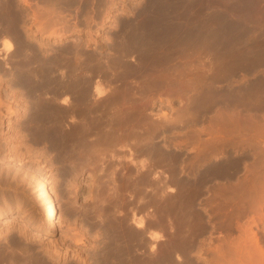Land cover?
Returning <instances> with one entry per match:
<instances>
[{
    "label": "bare ground",
    "instance_id": "obj_1",
    "mask_svg": "<svg viewBox=\"0 0 264 264\" xmlns=\"http://www.w3.org/2000/svg\"><path fill=\"white\" fill-rule=\"evenodd\" d=\"M76 1L78 0H69V3L74 4ZM81 1L83 0H79V2ZM94 1L84 0L83 2L87 5L90 2L94 3ZM108 1L110 3V0H105V3H108ZM59 2L60 0H45L43 3H37V8L35 7L34 17L39 21L35 30L42 33L44 37L55 35V33L58 34L60 39L63 37L61 32L65 31L64 25H58L59 22L58 20L56 21L55 14L63 13L66 7L65 9H63L64 7L59 8ZM151 2L157 6L156 9H159L160 12L156 11L158 15L156 14L149 18L146 15L147 19H142L143 21H138V18L134 21H129L127 20L129 18H127L125 24H123L126 26L127 31L124 36L121 35V37L123 36L121 39L117 38L120 41L115 40L116 52L113 54L112 51L113 55L111 54L112 56L110 57L108 52L104 53L102 51H93L86 56L82 50L84 49L83 45L77 40H73L74 42L65 44L61 48H56L54 49L55 51L46 49L48 47L44 45L43 40L39 42L36 40L37 43L34 41L36 45H32L28 36L29 32H27V28L30 27L26 26L28 25L26 17H29L30 14L19 6L17 2L15 4V0H0V77L7 84L4 90L0 86V96L2 91H4L5 94H20L23 98L28 94L30 96L29 99L31 98V101L29 100V113L22 125L26 135L18 134L20 129L18 130L12 125H10L11 128H7V131L6 129L4 130L2 128V120H0V159L20 160L30 153L35 157L39 155V150L36 148H31L28 145L23 148L26 143L24 144L22 141L25 140L23 138L26 136L34 141L35 144H41L42 151H45V149L54 151L56 160L61 163L64 179L66 178L65 180H67L65 183L75 189L72 188L75 191H73V195L71 192L73 197V202L72 200L71 202L73 204L74 202L76 203L75 200L78 196L76 187L79 185V181L75 185L76 183L74 184V182L77 180H74L80 177L83 174L82 172L87 168H93L95 164H101L102 168L100 170L102 169L103 171L104 164L102 163L106 157V151L112 149V154V151L116 150L114 148L117 147L118 149L124 148L122 150L129 149L130 157L126 155L127 158H125L131 162L132 168L129 172L127 171L128 173L126 172L127 168L124 169L125 171H121V176L118 175L120 180L116 181L112 178V183L116 181L115 183L117 184L120 181L117 184V188L113 187V190L116 188V191L113 192L122 194L125 191H127V194L132 192L135 196L138 194L141 201L144 196L146 199L148 194V200L146 199L145 203L147 202L149 211L144 208L147 212L141 209L145 213H137L136 208L131 206V202L135 199L134 195V199L129 200L130 204L128 206L125 205L127 203H123L128 208H132L129 209L131 211H124L125 213L131 212V216L124 213V216H119L122 214L117 216L116 213L113 215L114 219L109 220L107 218L109 221L104 220V217H109L111 213L109 215V212L105 211V213L104 210L108 209L109 206L112 207L111 203H109L111 200H106L107 203L105 204L104 199V202L102 199H96V203L94 205L91 204V209L81 205V207L85 208V213L91 210L92 216L94 215L95 217L94 221L96 224L94 225L99 227V231L100 227L103 226V232L106 231L104 232L105 234L108 232V240L104 243L106 245L104 248L101 246L103 250L96 249L97 253L95 252V254L97 257L94 264H210L211 261L213 264H264V244L262 245L260 240L263 238H259L258 231L256 232L253 230L254 228L252 229V225L257 222L255 214L260 215L257 216L261 217L260 221H264V172L262 170L264 168V140L262 138H252L251 142H249L251 143L249 146H251L252 150H255H253L252 154V163L246 164L241 155L228 153L230 151L228 148L235 141L233 140L234 137L237 140L234 143L235 147L238 148L241 145L242 150L244 149L246 142L250 141L246 135L248 130L259 129L260 122L264 116V0H151ZM215 3L218 4L217 8ZM106 7H108V13H111V10L114 9L113 4H109ZM193 7H195V10L193 9L192 11ZM200 12H205L206 14H200ZM203 14L204 16H202ZM140 15H142L141 12ZM30 39L33 40L32 38ZM111 46L113 47V45ZM130 53H133L131 57L129 56V61L131 62L124 58L126 54L128 56ZM135 53L136 55H134ZM137 55L139 59L136 58ZM261 66L263 69L259 72ZM111 69H117L116 73H111V75L115 74V78H112L113 80H118L119 83H117L120 84V87L114 88V83L112 85L114 89L108 87V85L106 86L104 82H108L107 78H104V80L106 79L105 81L100 79L96 81L95 79L96 82L93 84L94 76L92 79L91 75H94L95 72L98 74L103 71V76L106 77L105 74L111 72ZM250 72L252 76H249ZM238 74L241 75L239 80H237ZM156 91L158 93L162 91L173 92L180 97L184 96L187 98L182 97V99H185L183 101L184 104L187 101L189 103L185 107L186 109L183 107L185 109L183 113L180 112L182 109H178L180 110V113L177 112L178 118L182 114H189L195 122L202 121L203 117L208 121L207 128L203 124V127L198 128V122H193L195 123L194 127L189 125L192 129L187 128L188 131L193 130V132H185L187 135L188 133L191 134L189 136L194 141V145L200 150H195L196 155L190 161H186L179 150L177 152L172 151V149L171 151L168 150V152L165 151L172 143L168 147L163 143L165 150L159 145L161 143H157L158 139L156 137L159 136V131L163 128L165 129L175 118L171 119L163 111L162 115H160L162 116L160 119L162 123H159V117L158 120L154 117L159 124L150 121L151 117L147 119L145 113L146 109H148L147 102L153 97L151 92ZM156 93L155 95H157ZM148 95L151 97L149 98ZM10 96H5V98ZM144 98L148 99V101H144ZM170 98L172 99V95ZM4 101L6 102V100ZM4 101L0 100V108ZM9 103L7 102L8 108L11 109L12 106ZM189 116L187 115V118ZM182 119L185 121L186 117L184 116ZM151 120H154L153 117ZM189 120L186 122L189 123ZM179 121L180 123L183 122L181 120L177 122ZM184 124L186 123L184 122ZM169 126L170 128L172 127L171 125ZM181 127L184 126L180 125L178 129H182ZM206 129H208V132L211 131V136L207 139L204 138L205 140L200 139L199 135L203 131H207ZM164 133L166 134V132ZM181 133L183 135L184 131H181ZM203 134L202 136L206 132ZM187 135L184 137H187ZM186 140L189 139L186 138ZM171 141L173 140L171 139ZM11 142H14V144L10 146ZM131 142L143 150L141 153H145L146 158H141L139 161L134 159L133 155L137 152L133 151L131 146L129 147V144L132 145ZM178 142L179 145L181 141ZM191 144L189 146L194 147ZM196 144H199V146ZM185 146L187 147L186 144ZM185 148L182 149L184 150ZM133 149L138 148L135 147ZM35 151L38 154H35ZM49 159L47 161L48 164ZM24 161L25 163L19 162L20 164L18 163L17 166L10 167L16 166L15 170L17 169L21 173L25 172V179L21 178L24 180L28 179L29 183L36 188L35 191L40 200L39 204L44 211L45 228H37L31 222L22 219L21 223L24 229L29 230V233L31 232L37 239L54 234L59 226L58 223L61 225V218L57 217L58 207L60 206L57 204L58 200L56 201L53 197L54 191L50 181L46 179L47 175L38 177L35 171L33 173L30 170H25L26 160ZM157 164L170 166V173L161 174L164 177L163 179H159L158 176H161L160 173L164 169L162 171L161 168L159 170L158 168L156 169ZM133 165L137 167L136 171L133 169L135 168ZM6 166L8 167V165ZM248 166H252L253 170L255 167L257 169V171L254 170L256 173L258 171L262 172L257 173L258 175L254 178L255 174L251 176L250 173H246L249 171L248 168H251ZM241 167H244L243 173H240ZM140 168L144 169L143 173L139 170ZM15 170L14 172L17 173ZM100 170L96 169L94 174L92 173L97 178V182L103 176ZM7 171L8 169H6ZM137 171H141L140 176H138L139 173ZM159 171L161 172L159 173ZM115 172L113 169V172H111L113 176L117 174ZM4 174L8 173L4 172ZM242 174L243 176L240 178L239 175ZM4 176L0 178L1 183L3 180L8 182V179ZM118 176L116 179H118ZM249 176L253 178L250 179ZM102 180L101 184L103 185L105 180H103V183ZM20 181L22 180L20 179ZM18 185L20 186L21 184ZM217 189H219L218 192L216 191ZM166 190L168 194L170 192L168 197L167 193H165ZM240 190L241 195L244 196L242 197L243 201L240 199ZM119 193L117 195L120 196ZM237 194H239L240 202L237 201L238 199L235 201ZM114 195L116 194L114 193ZM117 195L115 197H118ZM125 196L123 199H125ZM128 196L130 197V195L126 197ZM1 197L4 196L2 195ZM137 197L136 199H138ZM128 199L126 198V201ZM97 200H100V202ZM101 201L103 203L99 204ZM139 202H137L138 205H144ZM72 204H65V206H69L74 211L72 208H76V205L71 207L70 205ZM119 204L115 205L119 206ZM124 205L122 206L124 207ZM154 205L159 212L158 216H156V211V213L152 211L154 214L149 213L154 209ZM115 207H113L114 210H117ZM78 209L80 213L82 211L80 206ZM116 210L112 211V214L117 212ZM65 211L69 212L70 209L68 210L67 207ZM103 212L105 215L108 214V216L103 217ZM119 212L121 213V211ZM246 212H251V216L249 214L250 217H248L251 222L248 220L247 224L246 222L243 224L241 221L242 223L240 222V224L238 219ZM74 213L77 214L75 211ZM247 213L246 215H248ZM1 215L3 216L4 214H0V217ZM87 216L88 214L85 217ZM148 216H150L151 221ZM215 217L222 222L220 226L224 225L223 223H228L231 229L235 221L237 223L235 225L237 226L236 229L240 228L242 230L241 234H238L235 238L233 236L228 237L229 232L228 234H221L218 236L221 239L217 237L221 241L216 242L217 245L216 243L214 245L213 231L218 226L215 225L217 224L216 220L214 221L213 219ZM88 218L90 217L88 216ZM244 218L246 221L247 217ZM10 222L7 224L8 229H10ZM261 227L264 228L263 225ZM20 229L18 230L19 232ZM231 229L230 231H232ZM16 230L17 228L14 234ZM163 230H166L168 235L165 232L163 233ZM83 231L80 235H77V232V234L75 233L78 236H76L77 242L83 241ZM97 235L100 234L95 236ZM146 237L150 241H163L164 244L162 245L164 246H161L162 249L159 251L155 242L152 245L150 244L152 241L150 243L149 240L146 242ZM7 238L4 237L3 240H5L3 242L0 241V264H13L15 262L17 264H55L56 259L54 260V257L44 260V256L43 259L41 258L42 254L40 255L41 257L38 254L30 256V254L36 253H33V250H31L33 251L32 253L26 254L30 257L28 256L27 259L26 256V260H24L25 248L28 244L25 241L22 242L19 237L18 240L15 239L13 242L7 240ZM147 243L150 244L149 247L151 248L149 250L151 254L146 255L147 251L145 250V255H143V245H147ZM32 244L35 243L32 242ZM140 245L143 249L139 251ZM16 246L19 248H16ZM47 247L45 250H47ZM30 248L32 249V247ZM205 249L212 252L210 253L209 251L212 257L206 251V255L210 256V261L205 259L202 261L206 262H202L200 257L204 258L205 254L202 255V253H205ZM57 250L59 251L58 248ZM139 254H141L140 257L138 256ZM48 255L50 256L49 253ZM90 255L94 256V253ZM192 256H197L196 258L200 260L197 259L193 262ZM88 260L79 258L77 263H74V260L73 263L90 264Z\"/></svg>",
    "mask_w": 264,
    "mask_h": 264
},
{
    "label": "rangeland",
    "instance_id": "obj_2",
    "mask_svg": "<svg viewBox=\"0 0 264 264\" xmlns=\"http://www.w3.org/2000/svg\"><path fill=\"white\" fill-rule=\"evenodd\" d=\"M27 1V2H26ZM67 0H60V2L58 3V6H59V8H63V9H65V7H66V9L65 10H63L64 12L62 13H59V14H55V18H56V21L58 20V22H59V24L58 25H64L63 27L65 28V31L64 32H61V34H62V38L60 39L59 38V36H58V34H56L55 33V35H52V36H46V37H44L43 36V34L42 33H40V32H37V30H35V29H37V24H38V19H33V22H31V18H28L27 20H26V23L28 24V25H26L27 27H30V28H27L28 30H27V32H29L28 33V36H29V40H30V42H31V44L33 45L34 44V46L36 45V43L37 42H39V41H41V40H43V42L45 43L44 45H46V47H48V48H46V49H48V50H54V49H56V48H61L62 46H64L65 44L67 45V44H70V43H72V42H74L73 40H77V41H80L81 42V44L83 45V47H84V49H82L85 53V55L86 56H88V54H90L91 52H96V51H102V52H108L109 54H110V57L116 52L115 50V45H116V41L117 40H119V39H121L124 35H125V33H126V26L125 25H123V24H125V21H126V19L127 18H129V19H127V20H131V21H134V20H136V18H138L137 20L138 21H143V20H145V19H147L146 17H151V16H154V15H156L157 13H156V11H159V9L157 10L156 9V5L154 4V3H152L151 2V0H110V3H109V1H108V3H105V0H95V1H97V2H95L94 1V3L93 2H90V3H88L87 5H85V2H83V1H81V2H79V0L78 1H76L74 4L73 3H69V0L66 2ZM18 3V5L19 6H21L24 10H26V11H28L29 12V17H33V15H31V9H33V11L37 8L36 6H37V3L38 4H40V2H37V3H32V2H34V0H15V4H17ZM64 2H66V3H64ZM205 2V1H204ZM27 3V4H26ZM82 5H81V4ZM83 3H84V5H83ZM151 3V5L149 6V4ZM72 4V5H71ZM81 6H80V5ZM109 4H113L114 5V9H112L111 10V13H108V7H106V6H109ZM217 3H215V5H216ZM60 5H63V6H60ZM65 5V6H64ZM69 5V7H67ZM154 5H155V7H154ZM36 7V8H35ZM154 7V8H153ZM215 7V6H214ZM218 7V4L216 5V8ZM72 8V9H71ZM150 8V9H149ZM140 9H142V10H140ZM154 9H156L155 11H154ZM193 9L195 10V7H193L192 8V11H193ZM148 10V11H147ZM143 11V12H142ZM203 11V10H202ZM35 12V11H34ZM135 12V13H134ZM140 12H141V14L142 15H140ZM155 12V13H154ZM160 12V11H159ZM108 13V14H107ZM202 13H204V14H206L205 12H200V14H202ZM110 14V15H109ZM150 16H149V15ZM204 14L202 15V16H204ZM147 15V16H146ZM158 15V14H157ZM137 16V17H136ZM138 16H140V17H138ZM146 16V17H145ZM58 18V19H57ZM39 19H40V17H39ZM143 19V20H142ZM57 23V22H56ZM66 26V27H65ZM78 28H79V30H78ZM125 30V31H124ZM121 35H123L122 37H121ZM119 37V39H117ZM30 38H32L33 40H31ZM36 40H37V42H36ZM116 40V41H115ZM36 43H35V42ZM120 41V40H119ZM32 42H34V43H32ZM115 42V44H113ZM112 43V44H111ZM48 44V45H47ZM49 45H50V48H49ZM111 45H113V47L111 46ZM110 47V48H109ZM112 47V48H111ZM111 49H114V50H111ZM55 51V50H54ZM112 51H113V54H112ZM87 53V54H86ZM112 54V55H111ZM127 54H129V53H127ZM127 54H126V56H124V58L127 60V61H129V58L133 55V53H130V55H128L127 56ZM134 55H136V53L134 54ZM109 56V55H108ZM130 56V57H129ZM138 56V55H137ZM136 56V58L137 59H139V56L137 57ZM128 57V58H127ZM126 61V62H127ZM129 62H131V61H129ZM128 62V63H129ZM264 67V66H263ZM263 67L261 66V68H259V69H261V70H259V72L260 71H262V69H263ZM117 70V69H116ZM116 70H113V69H111V72H109L108 74H106L105 76L106 77H108V78H110V75H111V73H116ZM97 72H95V74H96ZM91 75L92 77V79H93V76L94 77H99V73L98 74H96V75H98V76H96V75ZM250 75L249 76H252V74H251V72L249 73ZM113 78H115V74L113 75H111ZM240 77H241V75L240 74H238V76H237V80H239L240 79ZM113 78H112V81H110L111 79H109L108 80V82H104L105 84H106V86L108 85V87H112V85H113V83H114V88H117V86L118 87H120V84H118L119 82H118V80L117 79H115V80H113ZM2 82V83H1ZM110 82V83H109ZM118 82V83H117ZM108 83V84H107ZM224 83V82H223ZM6 83L4 82V81H2L1 80V77H0V86H1V88L3 87V90H4V88L6 87ZM109 85H111V86H109ZM116 86V87H115ZM112 87V89H114ZM157 92V91H156ZM156 92H151L152 93V95L151 94H149V95H151V96H155V93ZM154 94V95H153ZM156 94H158V92L156 93ZM3 95V96H2ZM2 95L0 96V100H2V101H4V100H6V102L4 101L3 102V104L1 105V112H0V116H1V118H0V120H2V128L5 130L6 129V131H7V128H11L10 127V125H12L13 127H15V128H17L18 130H19V132H18V134L20 133H22L23 134V136H24V134L26 133V131L22 128V125H23V123L25 122V120H26V118H27V116H28V111H29V109H30V106H29V104H30V101H31V98L29 99V95L27 96L26 95V97H21L20 96V94H5V92L4 91H2ZM11 95V96H10ZM13 95H14V97H13ZM149 95H148V97H149ZM174 96L176 95L178 98H173V103H172V101H162V100H157V99H155V98H153V97H147L148 99H149V101H148V99H146V98H144L145 100L144 101H148L147 102V106H148V109H146V111H145V113H146V116H147V119H149L150 117V121H152V122H156V120H158V117H159V123L161 122L162 123V121H160V119H161V117L162 116H160V115H162V113H163V111L164 112H166L167 113V116H169V117H171V119L173 118H175V120L179 117V116H177L178 115V113H180V112H182L183 113V111H185V107L188 105V101H187V103H183V101H185V99L184 98H186V97H184V96H179L178 94H173ZM5 96H10L9 98L8 97H6L5 98ZM20 96V97H19ZM180 97V98H179ZM182 97H184L183 99H182ZM17 100H15V99ZM18 98V99H17ZM180 99H182V100H180ZM187 99V98H186ZM8 100V101H7ZM30 100V101H29ZM143 100V99H142ZM153 100V101H152ZM164 100V99H163ZM178 100V101H177ZM7 102H10L11 103V106H12V108L11 109H9L8 108V104H7ZM20 102V103H19ZM143 102V101H142ZM150 102V104H148ZM151 102H153L152 104H151ZM155 102V103H154ZM167 102V103H166ZM6 103V104H5ZM9 103V104H10ZM177 103H182V105H178L177 106ZM14 105V106H13ZM14 107V108H13ZM180 107H182V108H180ZM183 107L185 108V109H183ZM14 109V110H13ZM16 109H17V111H16ZM178 109H182L181 111L180 110H178ZM19 110V111H18ZM180 111V112H179ZM178 112V113H177ZM157 113V114H156ZM181 113V114H182ZM150 114V115H149ZM180 114V115H181ZM186 117V120L184 121L182 118L184 117V116ZM187 115L189 116V114H182V116H180V118H178L177 119V121L178 120H181V122L182 123H180V121L179 122H177L176 121V123H175V120L173 121V122H171V124L169 123L170 122V120H169V124L167 125V129L165 130L164 128L163 129H161L160 131H162V132H160L159 131V133H158V135L160 136V138H159V136L158 137H156V139H158V141H157V143H161V144H159L160 146H161V148L163 149V150H165L166 148H163L164 147V144H165V146L167 145V147L168 146H170V144H171V146L170 147H168L165 151H167L168 152V150L169 151H171V149H172V151H178L179 150V152L180 151H185V150H187V148H188V150H190V151H193V152H191V155H196V151H198L199 149H198V147L197 146H195L194 145V141L192 140V138L189 136V138H188V136L187 137H184V136H186V133L184 134L183 133V135H182V133H181V130H183V129H185V128H190V129H192L191 127H194V124L195 123H197V122H195V121H193V118L192 117H188L187 118ZM177 116V117H176ZM152 117H153V119L155 120V118H156V120L154 121V120H151L152 119ZM155 117V118H154ZM185 119V118H184ZM190 119V120H189ZM187 120H189V123L188 122H186ZM184 122L186 123V124H184ZM191 122V123H190ZM193 122H195V123H193ZM156 123H158V121L156 122ZM158 123V124H159ZM173 123H175L174 125H173ZM188 123V124H187ZM193 123V124H192ZM14 124V125H13ZM177 124V125H176ZM169 125H171L172 127L170 128V126ZM180 125H182V126H184V127H181L182 129H178V128H180ZM187 125V126H186ZM191 127H190V126ZM193 125V126H192ZM9 126V127H8ZM178 126V127H177ZM19 127V128H18ZM23 130H22V129ZM169 128H170V130H169ZM207 128V127H206ZM168 130V131H167ZM177 130V132H175L174 133V131H176ZM207 130V133L205 134L206 136H211L210 134H211V131H209L208 132V129H206ZM22 131V132H21ZM192 132H193V130H191ZM24 132V133H23ZM164 132H166V134L168 133H170L169 135L167 134V136H166V134L164 133ZM189 132V131H188ZM162 133V134H161ZM164 133V134H163ZM172 133V134H171ZM173 133H174V135H173ZM181 133V134H180ZM191 133V132H190ZM21 134V135H22ZM26 135V134H25ZM180 135H182V136H180ZM11 136H15V135H11ZM174 136V137H173ZM165 138V140H164V138ZM173 137V138H172ZM181 138H183L182 140H181ZM185 138V139H184ZM186 138L187 139H189V140H186ZM190 138H191V140L192 141H190ZM23 139H25L24 141H22L24 144L26 143V145H23V148H26L25 146H30L31 148L33 147V148H36L37 150H39V155H37L36 157L35 156H32L31 155V153L28 155V156H26V157H24V158H22V159H20V160H9V159H4V160H2V159H0V163L2 164H0L1 166H4V167H1L0 169H2V168H4V169H2L1 171H2V173H1V171H0V178L2 177V176H6V179H8L7 181L8 182H6L5 180H3L2 181V183H1V181H0V214H4L3 216L1 215V217H0V241L1 242H3L4 240H3V238L4 237H8L7 238V240H9V241H11V242H13L15 239L16 240H18V237L20 238V239H22V242H26L27 244H28V246L27 247H32V249L30 248V250L28 251V249H27V247L25 248V256H24V260H26L25 258H26V256H27V259H28V256L29 255H26V254H30V253H32L33 251V253H35V254H30V256L31 255H36V254H38L42 259H43V256L45 257L44 258V260H48V258H53L54 260L56 259V262H55V264L57 263V264H71V263H73L74 261V263H77V261H78V259L79 258H81V260H84V258H85V260H88V258H89V260H88V262L90 263V264H94V263H96V261H95V259H96V254H95V252L97 253V251H96V249H100L101 251L103 250V249H101V246H102V248H104L105 247V245L106 244H104V243H106L107 241L106 240H108V232L105 234L104 232H106V231H104L103 232V230H104V228H103V226H101L100 227V231H99V227L96 225H94V224H96L95 223V217H94V215L92 216V213H91V210L89 211V212H87V213H85L84 212V207H86L87 209L88 208H92V205H94L95 203H96V199H104L105 200V202H104V200H103V202L106 204L107 203V201H109V200H111V201H109V203H111V205H112V207H110L109 206V208L106 210H104V212L106 211H108L109 212V215H110V213H111V215L109 216V217H104V216H108V214L107 215H105L104 214V212H103V217H104V220H107V218L110 220V219H114V214H116L117 216H118V214H122V215H119V216H124L123 215V213L124 214H129L130 216H131V212L130 213H128V212H124V211H131V210H129V209H132V208H128L127 206H128V204H130L129 203V200H133L134 199V196H135V194H132V192H130V194H127V191H125L124 192V194L127 196V195H130V197L132 198H130L129 196L128 197H126L124 194H122V193H119L120 194V196H121V198H120V196L119 195H117L118 193H116V192H113V191H116L115 189L118 187V183H120V181H118L117 182V184L115 183L117 180H120V177L119 176H121V174H122V172L121 171H123L125 168H127L126 169V172L128 171H130L131 170V168H132V165H131V162H129V160H127L126 158L129 156L130 157V152H129V149L127 148H125L126 150H122V149H124V148H120V149H118V147L117 148H114V149H116L115 151H112V154H113V157H112V154H111V150L109 151H106L107 153H105V158H104V162L102 163V164H104L103 166V168H104V170L102 171V169L100 170V168H102V166H100L101 164H95V165H97V166H95L94 165V167L92 168V167H90V168H87L84 172H82L83 174L80 176V177H77V179H75L74 181H76V182H74V184L75 185H77L78 183H79V185H77V187H76V192L78 193V196H77V198H76V203L74 204H72V202H73V197H72V195L74 194V187H69L65 182H67V180H65L64 179V175H63V173H62V166H61V163H59L57 160H56V158H55V152L54 151H52V150H49V149H45V151H42V148H37L36 146L38 145L37 143L35 144L34 143V141H32L31 139H29L28 138V136H26V137H24ZM22 139V140H23ZM170 139V140H169ZM171 139L173 140V141H171ZM174 139H176V141H174ZM239 139V138H238ZM188 141L187 143H186V141ZM161 141H163V142H161ZM178 141H181L180 142V144L178 145ZM208 141H209V139H208ZM167 142H169V143H166ZM177 143V144H175V143ZM183 142H185V143H183ZM164 143V144H163ZM182 143H183V145H184V147H183V145H182ZM194 145V147L193 146H185V144H188V145ZM14 144V142H11L10 143V146L11 145H13ZM131 144L132 145H130L129 144V147L131 146V149L133 150V151H136L137 153H135L134 155H133V157H134V159L135 160H141V158L143 159V158H146V156H145V153H141V151H143L140 147H138V146H135V144L133 145V143L131 142ZM163 145V146H162ZM177 147H179V148H177ZM132 146H133V148H138V149H133L132 148ZM174 146H175V148H174ZM241 146V145H240ZM236 147V149H237V152H239V151H242V146L241 147ZM186 147V148H185ZM141 150H140V149ZM182 148H185L184 150L182 149ZM193 148H195V149H193ZM198 149V150H197ZM44 150V149H43ZM131 150V151H132ZM138 150H140V151H138ZM196 150V151H195ZM254 150V149H253ZM119 151V152H118ZM200 151V150H199ZM255 151V150H254ZM6 152V151H5ZM41 152V153H40ZM127 152V153H126ZM139 152H140V154H139ZM38 154V152L37 151H35V154ZM119 153H121L120 155H119ZM125 153V154H124ZM34 154V155H35ZM42 154V155H41ZM110 154V155H109ZM117 154V155H116ZM129 154V155H128ZM41 155V156H40ZM123 155V156H122ZM126 155H127V157H126ZM32 156V157H31ZM117 156V157H116ZM136 156V157H135ZM145 156V157H144ZM35 157V158H34ZM38 157V158H37ZM41 157V158H40ZM50 159H49V158ZM122 157V158H121ZM126 157V158H125ZM26 158V159H25ZM116 158V159H115ZM120 158V159H119ZM41 159V160H40ZM45 159V160H44ZM48 159L50 160L49 161V164H48ZM55 159V160H54ZM113 159V161H111ZM117 159H118V161H117ZM24 160H26V165H24V168H25V170H30L31 172H33V173H35V174H37V176L38 177H41V176H43V177H45L46 175V179L48 180V181H50V184H51V187H52V190L54 191V195H53V197L56 199V201H57V204H58V206H60V207H58V211H57V217H60L61 218V225H60V223H58L59 224V226H58V228H57V230L54 232V234H51V235H46V236H44V237H40V238H37V239H35V237L32 235V233L30 232L29 233V230H25L24 229V227H23V224L21 223L22 222V220H26V221H29V222H31L32 223V225L33 226H35V227H37V228H45V221H44V211H43V209L41 208L42 206L39 204L40 202V200H39V198H38V195H37V192L35 191V186L33 185L32 186V184H30L29 183V180L27 179V180H24L25 178H24V174H25V172L23 173H21V172H18L17 171V169L15 170V167L18 165V163L20 162V163H25V161ZM28 160V161H27ZM38 160H40V161H38ZM43 160V161H42ZM106 160V161H105ZM124 160V161H123ZM30 161H33V162H30ZM45 161H46V163H45ZM29 162V163H28ZM51 162H52V164H51ZM119 162V163H118ZM19 163V164H20ZM43 163V164H42ZM44 163H45V165H44ZM150 163V162H149ZM149 163H148V165H149ZM48 164V165H47ZM119 164V165H118ZM124 164V165H123ZM125 164H126V166H125ZM6 165H8V167L6 166ZM14 165H16L15 167H10V166H14ZM41 165H44V166H41ZM112 165V166H111ZM114 166V167H113ZM120 166V167H119ZM121 166H122V168H121ZM124 166V167H123ZM129 166V167H128ZM134 167H135V165H133ZM157 167H156V169L158 168V170L161 168V171L164 169V171L162 172V173H160L161 171H159V173H160V175L161 174H163V173H170V166L169 165H165V164H163V165H159V164H157L156 165ZM167 166V167H166ZM6 167V168H5ZM118 169H117V168ZM248 167H251L252 168V170H250L251 168H248L249 169V171H247L246 173H250L251 174V176H253L254 174H255V176H253L254 178L258 175L257 173H261V172H255V171H257V169H255V167H254V170H253V167L252 166H248ZM14 168V169H13ZM47 168V169H46ZM61 168V169H60ZM94 168H96L97 170H100L102 173H103V176L101 177L103 180H105L104 181V183H103V180L102 179H98V182H97V178H95L94 176H93V174H94V172H95V170L96 169H94ZM116 168V169H115ZM166 168V169H165ZM6 169H8V171L6 172ZM13 169V171H11ZM113 169H114V171H116L115 172V174L116 175H112V173L111 172H113ZM134 170L135 169H137V167H135V168H133ZM14 170L17 172V173H15L14 172ZM40 170V171H39ZM139 170H141L142 171V173H143V170L140 168ZM262 170H263V172H264V168H262ZM10 171V172H9ZM35 171V172H34ZM106 171V172H105ZM125 171V170H124ZM136 171V170H135ZM141 171H137L139 174H138V176H140V172ZM169 171V172H168ZM243 168L240 170V173L242 172L243 173ZM253 171V172H252ZM4 172L5 173H8V174H4ZM11 172H13L12 174H11ZM125 172V173H126ZM127 172V173H128ZM21 173V174H20ZM93 173V174H92ZM100 173V172H99ZM101 173V174H102ZM141 173V174H142ZM239 173V174H240ZM253 173V174H252ZM4 174V175H3ZM9 174H10V177H9ZM13 174H14V177H13ZM92 174V175H91ZM109 174V175H108ZM111 174V175H110ZM249 174V175H250ZM12 175V176H11ZM18 175H19V177H18ZM119 175V176H118ZM4 176V177H5ZM8 176V177H7ZM105 176V177H104ZM118 176V179H116V177ZM162 176V177H161ZM161 176H158L159 177V179H163L164 177H163V175H161ZM241 176H243V174L242 175H239V177L241 178ZM24 178V179H22V178ZM161 177V178H160ZM252 177V178H253ZM16 178H17V180H16ZM112 178H113V180L115 179L116 181H114L113 183H112ZM243 178V177H242ZM249 178H250V176H249ZM252 178H250V179H252ZM20 179L23 181H20ZM110 181H109V180ZM158 179V178H157ZM17 182H15V181ZM101 180H102V183H103V185L106 187V184H108L107 185V187L105 188L102 184H101ZM9 181H10V183H9ZM20 181V182H19ZM79 181V182H78ZM96 181V182H95ZM3 182H5L4 184H3ZM78 182V183H77ZM95 182V183H94ZM107 182V183H106ZM10 185H9V184ZM64 183V184H63ZM3 184V185H2ZM8 184V185H7ZM11 184H13V185H11ZM17 184H24V185H18L17 186ZM81 184V185H80ZM110 184V185H109ZM6 187H5V186ZM113 185V186H112ZM115 185V186H114ZM120 185V184H119ZM10 186H12V187H10ZM97 186V187H96ZM101 186V187H100ZM102 186H103V188H102ZM99 187V188H98ZM113 187H116L114 190H113ZM24 188V189H23ZM68 190H67V189ZM72 188L74 189V190H72ZM5 189V190H4ZM66 191H68V192H70V193H68V192H66ZM71 191H70V190ZM96 189V190H95ZM105 189V190H104ZM108 189V190H107ZM166 189V188H165ZM8 190V191H7ZM23 190V191H22ZM26 190V191H25ZM94 190V191H93ZM242 190V189H241ZM241 190L239 191V193H240V199H241V201H243L242 200V197H244L243 195H241ZM4 191V192H3ZM74 191V192H73ZM98 193H97V192ZM102 191V192H101ZM217 192L219 191V189H217L216 190ZM220 191H221V189H220ZM71 192H72V195H71ZM80 192V193H79ZM111 192V193H110ZM168 191L166 190L165 191V193H167ZM2 193V194H1ZM95 193V194H94ZM114 193L118 196V197H115L116 195H114ZM159 193V192H158ZM238 193V192H237ZM243 193V192H242ZM106 194V195H105ZM169 194H170V192H169ZM168 193H167V197L168 196H170ZM172 194V193H171ZM4 196V197H1V196ZM59 195V196H58ZM68 195H70V197H68ZM92 195H93V197H92ZM94 195H96L95 197H94ZM132 195V196H131ZM134 195V196H133ZM166 195V194H165ZM238 195V196H237ZM236 195V199H235V201L237 200V201H239L240 202V200H239V194H237ZM5 196H6V198H5ZM9 196V197H8ZM64 196V197H63ZM123 196V197H122ZM124 196H125V199H123L124 198ZM136 196H138L137 198L139 199V195L138 194H136ZM136 196H135V199L131 202V206L133 207H135L136 208V210H137V213L138 214H142V213H145V212H147V211H145L144 210V208L146 209V210H148L149 211V206L145 203V201H147L148 200V194L146 195V199H145V196H144V198L142 199V201L139 199H136ZM226 196V195H225ZM228 196V195H227ZM11 197V198H10ZM68 197V198H67ZM99 197V198H98ZM113 197V198H112ZM8 198V199H7ZM10 198V199H9ZM62 198V199H61ZM71 198V199H70ZM109 198H111V199H109ZM121 200H120V199ZM126 198H129L127 201H126ZM12 199V200H11ZM66 199L68 200L67 202H66ZM70 199V200H69ZM94 199V200H93ZM113 199V200H112ZM123 199V200H122ZM71 200H72V202H71ZM100 200H97V201H99L100 202ZM107 200V201H106ZM125 200V201H124ZM60 201V202H59ZM113 201V202H112ZM120 201H122V202H120ZM140 201V202H139ZM64 204H63V203ZM99 202H97V203H99ZM102 201H101V203H99V204H102L103 203ZM119 202H120V204H122V205H124L123 203H127V204H125V205H127V206H125L124 205V207L122 206V205H120L119 204ZM137 202H139V203H143L144 205H142V204H140V205H138V203ZM62 203V204H61ZM61 204V205H60ZM65 204H72V205H70L71 207H73V205H76V208L75 207H73L72 209L75 211V212H77V214H75L74 213V211H72L71 210V208H69V206H67L68 207V210L70 209V211L68 212V211H65V210H67V207L65 206ZM78 204H79V206H80V209L82 210L80 213L78 212V211H80L79 209H78ZM92 204V205H91ZM115 204H119V206H117V205H115ZM62 205H64V206H62ZM81 205H83L82 207H81ZM89 205V206H88ZM116 207H115V206ZM147 207H146V206ZM20 206V207H19ZM88 206V207H87ZM91 206V207H90ZM130 205H129V207H131ZM138 206H139V208H138ZM142 206H144V207H142ZM113 207H115V208H117V212H113V214H112V211H115L114 210V208ZM118 207H121V208H118ZM142 207V208H141ZM20 208V209H19ZM153 210H151L149 213L150 214H154V213H156L157 212V215L156 216H158V214H159V212H158V210L157 209H155L156 208V206L154 205L153 206ZM19 209V210H18ZM112 209V210H111ZM121 209V210H120ZM134 209V208H133ZM141 209H143L144 211H142ZM6 210V211H5ZM63 212H62V211ZM25 211V212H24ZM118 211H121V213L119 212L118 213ZM154 213H153V212ZM156 211V212H155ZM2 212H4V213H2ZM73 212V213H72ZM105 212V213H106ZM107 212V213H108ZM7 213V214H6ZM10 213V214H9ZM23 213V214H22ZM247 213V212H246ZM246 213L244 214V215H242L241 217H239V223L242 221L243 222V224H244V222H246V224H247V221L248 220H250V218L248 219V217H250L251 216V212L249 213H247L248 215H246ZM61 214V215H60ZM80 214V215H79ZM81 214H82V216H83V219H82V216H81ZM86 214H88V216L90 217V218H92V219H90V218H88V216L87 217H85L86 216ZM90 214V215H89ZM249 214H250V216H249ZM79 215V216H78ZM128 215V216H129ZM30 216V217H29ZM92 216V217H91ZM113 216V217H112ZM126 216V215H125ZM257 216H260V215H257V214H255V220L257 221V222H255V224H253L252 225V229L254 230V231H258L257 232V234L259 233V238L261 237V238H263V239H260L261 240V244L263 245L264 244V228L263 227H261L262 225L264 226V221L262 222V220L260 221L259 219H261V217H257ZM14 217V218H13ZM116 217V216H115ZM149 217V218H148ZM147 218L151 221V218H150V216H148ZM244 217H247L246 218V221H245V218ZM9 218H10V221H9ZM27 218V219H26ZM89 219V220H86V219ZM119 218V217H118ZM8 219V220H7ZM13 219V220H12ZM18 219V220H17ZM22 219V220H21ZM29 219V220H28ZM214 219V221L217 223V224H215V225H218L219 226V228H218V226L217 227H215V231H213V234L214 235H216V236H214V240H213V244L215 245V243L216 242H219V241H221V240H219V239H221V237H218V236H220L221 234H228V232H229V234H228V237H231V236H233L234 238L235 237H237L238 236V234H241V232H242V230L240 229V228H238V229H236L237 228V226H235L237 223L235 222H233V225L235 226H232L233 228L231 229V226L229 227L228 226V223H223L224 225H226V226H224V225H221L220 226V224H222V222H220V219L219 218H217V217H215V218H213ZM219 221H218V220ZM242 219H244V220H242ZM258 219V220H257ZM86 220V221H85ZM109 220H107V221H109ZM148 220V221H149ZM15 221V222H14ZM19 221V222H18ZM88 221H92V222H89L88 223ZM10 222V225H9V227H10V229H8V226H7V224ZM94 222V223H93ZM106 222V221H105ZM220 222V223H219ZM241 222V223H242ZM250 222H251V220H250ZM261 222V223H260ZM240 223V224H241ZM263 223V224H262ZM85 224V225H84ZM257 224V225H256ZM21 225V226H20ZM87 225V226H86ZM260 225V226H259ZM5 226V227H4ZM17 226V227H16ZM90 226V227H89ZM95 226V227H94ZM258 226V227H257ZM23 227V228H22ZM97 227H98V229H97ZM225 227H227V228H225ZM229 227V228H228ZM17 228V230H16V233L14 234V232H15V229ZM21 228V229H20ZM84 229V231H83V229ZM93 228H95V229H93ZM102 228H103V230H102ZM222 228V229H221ZM263 230H262V229ZM20 229V232L18 231ZM24 229V230H23ZM78 229V230H77ZM223 230V231H221V230ZM229 229V230H228ZM230 229L233 231H230ZM234 229H235V231H234ZM8 230V231H7ZM10 230H11V232L14 234V235H16V236H14L11 232H10ZM96 230V231H95ZM167 230V229H166ZM166 230L164 231L163 230V233L165 232V234L166 235H168L169 234V232H168V230H167V232H168V234H167V232H166ZM220 230V231H219ZM239 230V231H238ZM22 231V232H21ZM80 231V232H79ZM83 231V233H84V239H83V241H81V242H77V240H76V236L77 235H80L81 234V232ZM9 232V233H8ZM18 232V233H17ZM78 234H77V233ZM96 232V233H95ZM220 232V233H219ZM232 234H231V233ZM240 232V233H239ZM3 233V234H2ZM4 233H6V234H4ZM8 233V234H7ZM20 233V234H19ZM25 233V234H24ZM75 233L77 234V235H75ZM31 234V235H30ZM86 234V235H85ZM96 234H100V235H97V236H95ZM7 235V236H6ZM9 235H10V237H9ZM11 235H13V236H11ZM19 235V236H18ZM20 235H22V236H20ZM25 235H26V238H25ZM102 235V236H101ZM107 235V236H106ZM27 236H28V238H27ZM11 237H13V238H11ZM31 237H33V238H31ZM78 237V236H77ZM219 239H218V238ZM24 238V239H23ZM29 238H30V241H29ZM147 238V237H146ZM36 240V242H34L35 240ZM32 240H34V241H32ZM38 240V241H37ZM45 243H43L42 241ZM147 241L146 242H148V240H149V238H147L146 239ZM55 241V242H54ZM152 241V242H151ZM149 240V243L152 245V243L153 242H155V245L157 246L156 248L160 251V249H162V247L161 246H164V245H162V244H164V242L163 241H154V240ZM263 241V242H262ZM32 242L33 243H35V244H32ZM41 242V243H40ZM161 242V243H160ZM40 243V244H39ZM53 243V244H52ZM57 243V244H56ZM149 243H147V245L149 244ZM32 244V245H31ZM100 244V245H99ZM150 244L147 246V245H143V247H144V249H143V247L141 246L140 248H139V251L140 250H144L143 251V255H149V254H151V251L149 250L151 247H149L150 246ZM154 244V243H153ZM212 244V246H214ZM39 245V246H38ZM40 245H45V246H40ZM51 245V246H50ZM216 245H217V243H216ZM22 246H23V244H22ZM34 246V247H33ZM48 246V247H47ZM54 246V248L52 249V247ZM58 246V247H57ZM95 246H96V248H95ZM98 246H99V248H98ZM147 246V247H146ZM264 246V245H263ZM37 247V248H36ZM39 247V248H38ZM43 247V248H42ZM45 247V248H44ZM46 247H47V250H45L46 249ZM51 247V248H50ZM147 249H146V248ZM149 247V248H148ZM16 248H19L18 246H16ZM34 248H35V250H34ZM48 248H49V250H48ZM57 248L59 249V251L57 250ZM95 248V249H94ZM36 249H37V251H36ZM39 249V250H38ZM91 249H92V251H91ZM31 250H33V251H31ZM44 250H45V252H44ZM52 250V251H51ZM55 250V251H54ZM147 252H146V251ZM43 251V252H42ZM53 251H54V256H53ZM91 251V252H90ZM205 251V253L203 252L202 253V255H204V258L201 256L200 257V259H198V258H196L197 256H192V261L194 262V260H200V261H202V260H205V259H208L209 261H210V256H211V254L210 253H212L210 250V253H209V251L208 250H204ZM208 252V255H210V256H207L206 254H207V252ZM50 254V256L48 255V253ZM60 252V253H59ZM81 252V253H80ZM144 252H146L145 254H144ZM57 253V254H56ZM88 253V254H87ZM93 254L94 253V256H95V258H94V256L93 255H90V254ZM80 254V255H79ZM58 255V256H57ZM73 255V256H72ZM89 257H88V256ZM142 255V256H143ZM213 255V254H212ZM29 256V257H30ZM47 256V257H46ZM49 256V257H48ZM61 256V257H60ZM81 256V257H80ZM139 257L141 256V254H139L138 255ZM206 256V257H205ZM56 257V258H55ZM83 257V258H82ZM92 257H93V259H92ZM212 257V256H211ZM47 258V259H46ZM58 258V259H57ZM68 258V259H67ZM73 258V259H72ZM203 258V259H202ZM64 259H66V260H64ZM74 260V261H73ZM91 260V261H90ZM59 263H58V262ZM68 261V262H67ZM24 262V261H23ZM63 262H65V263H63ZM71 262V263H70ZM202 262H206V261H202ZM13 263V262H12ZM16 263V262H15ZM15 263H13V264H15ZM73 263V264H74ZM213 264V262L211 261L210 262V264ZM17 264V263H16ZM25 264V263H24Z\"/></svg>",
    "mask_w": 264,
    "mask_h": 264
},
{
    "label": "flooded vegetation",
    "instance_id": "obj_3",
    "mask_svg": "<svg viewBox=\"0 0 264 264\" xmlns=\"http://www.w3.org/2000/svg\"><path fill=\"white\" fill-rule=\"evenodd\" d=\"M45 0H34V2H32V3H37V2H40V3H43ZM72 9V8H71ZM27 13H29L28 11H27ZM26 13V14H27ZM31 15H33V17H26V19H28V18H31L32 20H31V22H33V19H35V17H34V11H33V9H31ZM100 73V72H99ZM101 73H102V75H101ZM100 74H99V77L97 78V77H94V79L92 80L93 81V84L97 81V79H100V80H103V81H105L104 80V78H107V81H108V77H104L103 75V71L101 72ZM106 75V74H105ZM103 76V77H102ZM102 77V78H101ZM95 79H96V81H95ZM110 79H112V76H110ZM105 83H106V81H105ZM164 92V93H163ZM168 91H162L161 93L159 92L157 95H155V98L157 99V100H162V98L164 99V101H172L173 100V98H178L177 96H174L173 94V92H168V93H170V94H168L167 93ZM161 94V95H160ZM170 95V96H169ZM171 95H172V99L170 98L171 97ZM157 96V97H156ZM160 96V97H159ZM169 98H168V97ZM164 97H167V98H164ZM168 99V100H167ZM163 101V100H162ZM172 103H173V101H172ZM180 106V105H182V103H177V106ZM203 119H204V121H203ZM262 120V119H261ZM260 120V121H261ZM206 122V123H205ZM207 119H205L204 117L202 118V121L200 120L199 122H198V128H200L201 126L203 127V125H205L204 127L206 128V126H207ZM261 124H260V127H259V129H255V130H251V129H249L248 130V132H247V139H249L250 141H247L246 142V145L243 147L244 149L242 150V151H239V152H237V149H236V147H235V145H234V143L237 141L236 139H235V137L233 138V140H235V141H233V145H231L230 146V148H228V149H230V151H228V153H231V154H233V155H241V157L245 160V163L246 164H249V163H252V154H253V150H252V148H251V146H249V144H251V143H249V142H251V140H252V138L254 139V138H262V140H264V116H263V120L260 122ZM201 124V125H200ZM203 124V125H202ZM186 129V130H185ZM184 130H181L182 132L184 131V133L186 132H188V129L187 128H185ZM189 131H191V130H189ZM205 132L207 133V131H203V133L205 134ZM203 133H201L200 135H199V137H200V139L202 138L203 140H205V139H207V138H209L210 136H206V135H204ZM202 134L204 135V136H202ZM187 135V134H186ZM189 135H191V134H189L188 133V135L187 136H189ZM191 137V136H190ZM205 138V139H204ZM191 140V139H190ZM202 140V141H203ZM187 146H189L188 144H186ZM196 145H198L199 146V144H196ZM38 149L39 148H42V145L41 144H38L37 146H36ZM235 148V149H234ZM191 152H193V151H190V150H185V151H181V153H182V157L183 158H185L186 159V161H190V159H193V157L195 156V155H191ZM244 169V167H241V169ZM209 194V193H208ZM215 236V235H214Z\"/></svg>",
    "mask_w": 264,
    "mask_h": 264
}]
</instances>
